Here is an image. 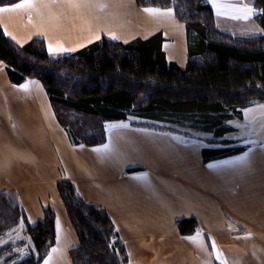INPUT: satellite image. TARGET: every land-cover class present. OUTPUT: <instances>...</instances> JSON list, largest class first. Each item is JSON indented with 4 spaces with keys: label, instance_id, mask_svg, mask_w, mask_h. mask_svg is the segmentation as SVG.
Instances as JSON below:
<instances>
[{
    "label": "crops",
    "instance_id": "0c3cea01",
    "mask_svg": "<svg viewBox=\"0 0 264 264\" xmlns=\"http://www.w3.org/2000/svg\"><path fill=\"white\" fill-rule=\"evenodd\" d=\"M208 1L218 28L253 36L244 31L258 28L255 9L245 24L232 18L242 17L237 9L250 1L254 6L253 0H227L218 13ZM32 3V8L0 12V27L19 44L41 38L56 57L101 36L127 41L160 33L165 58L186 65V28L171 7L140 6L135 0ZM145 8L171 10V15H149ZM74 11L82 18L80 27L71 28ZM14 23L29 34L19 37ZM129 120L109 121L105 141L85 145L57 120L40 81L11 82L0 60V189L30 224L43 218L45 207L54 212V243L39 264H72L69 249L78 244L58 193L61 179L108 213L124 243L126 264H264V102L242 107L240 117L227 120L232 129L219 136L176 124L180 131L158 130ZM182 217H194L197 230L181 234L176 221ZM197 233L195 242L185 239Z\"/></svg>",
    "mask_w": 264,
    "mask_h": 264
},
{
    "label": "trees",
    "instance_id": "16d2710c",
    "mask_svg": "<svg viewBox=\"0 0 264 264\" xmlns=\"http://www.w3.org/2000/svg\"><path fill=\"white\" fill-rule=\"evenodd\" d=\"M18 0H0V6ZM140 6L171 7L186 28L188 58L181 67L165 58L160 33L127 41L101 36L76 50L52 57L45 41L19 44L0 27V60L9 80L38 79L61 125L85 145L105 141L109 121L173 131L172 125L222 135L232 129L227 120L241 108L264 102V0H254V15L263 32L232 34L217 27L208 0H135ZM163 123V124H162ZM168 123V124H167ZM78 244L69 249L72 264H126L125 246L108 213L75 193L68 179L57 182ZM181 234L198 228L194 217L177 219ZM23 223L25 255L3 264H39L54 243V212L44 208L35 224L0 189V234ZM3 246L0 250H8Z\"/></svg>",
    "mask_w": 264,
    "mask_h": 264
},
{
    "label": "rangeland",
    "instance_id": "374dc122",
    "mask_svg": "<svg viewBox=\"0 0 264 264\" xmlns=\"http://www.w3.org/2000/svg\"><path fill=\"white\" fill-rule=\"evenodd\" d=\"M213 4L216 8V12L218 13V8L216 7V5L221 4V5H224L223 7H225L227 5V0H213ZM231 5H232V9H235V10L237 9L236 4L231 3ZM245 6H248V7L252 8L253 10L255 9L254 11H256V13L259 11L258 8H255L252 5L251 1L246 3ZM247 22H249V20H242L243 24H245ZM250 23H251V21H250ZM254 23H255L256 27H258V28L255 29V28L251 27V28L247 29L246 31H244V34H246V35H258V34H261L263 32L261 25L256 21V19L254 20ZM41 26H43V25H39V23L36 24V27L40 31H42ZM115 121H118V120H115ZM122 121H124V120H122ZM168 125H171L172 127H174L173 131H175V130L180 131V128L175 127V125H172V124H168ZM186 134L189 136V132H186ZM20 239H24V240L28 239V236L25 232V228H24L23 223H18L16 225H12L4 233L0 234V248L3 246H8V248H9L8 250H5V251L0 250V264H3V259L8 255H14L13 259L18 258L20 255L21 256L25 255V253H26L25 252V246L16 243ZM13 259L8 261V264L12 263Z\"/></svg>",
    "mask_w": 264,
    "mask_h": 264
},
{
    "label": "snow or ice",
    "instance_id": "6c2138e0",
    "mask_svg": "<svg viewBox=\"0 0 264 264\" xmlns=\"http://www.w3.org/2000/svg\"><path fill=\"white\" fill-rule=\"evenodd\" d=\"M34 5L32 3V0H21V2L19 3H15L14 8H0V12H7V11H12V10H21V9H25V8H32ZM224 5L221 4H217L216 7L217 8H221ZM238 11H243L245 14L241 17V16H233V19H249L250 16L253 14V9L248 7V6H244L243 8H239L237 9ZM143 11L149 15H162V16H167V15H171V10H165V11H161L160 9H155V8H145L143 9ZM116 38V37H113ZM62 51H67V49H63L61 48ZM49 51H53V49L51 48V46L49 47ZM94 151H99V149H94ZM211 167V166H210ZM200 234L197 233L196 236L194 237H185V239H188L192 242H195L197 237ZM213 247H215L214 242H213ZM53 253H55L57 251V249H52ZM45 264H48V261H45Z\"/></svg>",
    "mask_w": 264,
    "mask_h": 264
},
{
    "label": "bare ground",
    "instance_id": "6f19581e",
    "mask_svg": "<svg viewBox=\"0 0 264 264\" xmlns=\"http://www.w3.org/2000/svg\"><path fill=\"white\" fill-rule=\"evenodd\" d=\"M75 12V11H74ZM66 14H68V13H66ZM81 16H79V14L77 13V12H75L74 13V17L70 20V22H69V24H70V26L69 27H71V28H74V27H80V24H78L79 23V21L81 20ZM52 26V25H51ZM14 27H15V29H17V31L18 32H20V34H18V36L19 37H24V36H26L27 34H29V30H25V29H22L19 25H18V23H14ZM48 27H50V26H48ZM53 28H54V26H52ZM68 27V28H69ZM67 30V29H66ZM56 32H62V31H60V30H57ZM55 33V32H54ZM55 34H57V33H55Z\"/></svg>",
    "mask_w": 264,
    "mask_h": 264
}]
</instances>
